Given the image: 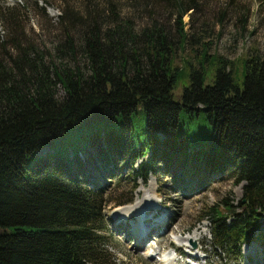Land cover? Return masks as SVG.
Returning a JSON list of instances; mask_svg holds the SVG:
<instances>
[{"label": "trees", "instance_id": "obj_1", "mask_svg": "<svg viewBox=\"0 0 264 264\" xmlns=\"http://www.w3.org/2000/svg\"><path fill=\"white\" fill-rule=\"evenodd\" d=\"M58 1L56 19V0L0 1V264H116L105 211L133 195L95 185L91 150L144 183L163 166L178 165L199 186L228 170L245 183L237 203L208 207L217 254L264 242V54L248 51L240 73L209 52L184 15L199 22L210 0ZM162 13L175 15L177 34ZM201 115L211 122L201 134L195 124L179 130L182 116ZM44 146L52 151L38 153Z\"/></svg>", "mask_w": 264, "mask_h": 264}, {"label": "rangeland", "instance_id": "obj_2", "mask_svg": "<svg viewBox=\"0 0 264 264\" xmlns=\"http://www.w3.org/2000/svg\"><path fill=\"white\" fill-rule=\"evenodd\" d=\"M227 2L229 0H210L202 13L196 15L199 22L195 21L193 24L190 15L192 10H189L184 15L187 23L185 27L189 32L195 30L201 41H207L209 52H216L231 59L232 62L234 61L236 70L242 73L244 57L248 51L256 49L264 54V17L261 18L264 15V6H261L260 0ZM59 4L60 2L56 0L48 5V12L54 16V19L60 12ZM247 7L251 14L248 24L243 26V22L238 17ZM223 11H226L225 15ZM222 15L223 18L220 19L219 16L222 17ZM162 16H165L166 21H170L174 34H177L175 15L170 17L162 13ZM29 17V24L36 32H39V36L46 39V44L50 46L51 37L40 28L41 16L31 14ZM202 20L203 22L200 23ZM4 33L5 30L0 24V37H3ZM189 48L180 49L179 56H186V52H190ZM180 60L183 62L184 58H179L178 61ZM206 67L208 73L212 74L213 61ZM187 80L183 74L176 82L175 96L177 98ZM58 94L60 96L64 94L63 87L58 86ZM210 123V120H206L203 115L197 116L192 122L188 117L182 116L179 130L189 131V126L195 124L201 134ZM199 136L207 141L210 139L203 134ZM48 150L52 151L50 147L44 146L38 150V153L45 154ZM91 155L96 159L92 165L87 164V172L96 186H102L112 197L133 195L132 202H126L124 205L113 201L105 211L108 226L107 247L116 264H264V242L260 241L243 244L241 251L243 255L217 254L219 248L215 247L211 235L208 207L222 202L225 197L237 203L243 196L245 183L237 182L228 170L223 171L222 175L210 178L204 186H199L198 178L185 175V172L180 173V169L173 170L178 165L163 166L158 174H151L147 183H144L142 177L135 180L132 170L124 163L120 162L111 167V165H104L101 159H97L94 150H91ZM83 156L88 158L86 155ZM133 184L138 186L132 189ZM136 205L140 209H135ZM145 208L147 212L153 213L155 219L147 218L151 221V226L148 225L151 230L146 232L149 237L145 235L149 242L139 246V242L136 241L138 235L136 230L139 228L140 221L136 219H139L140 213L143 214L141 211ZM262 228L264 229V222ZM191 235H194L193 242L187 239ZM188 243L191 246H187ZM177 246H181L183 250L182 255L179 254L178 257L173 252V247L177 248ZM152 249L156 252L154 256L151 255ZM188 250L198 256L196 260L185 255L189 252ZM163 251L167 252L163 254ZM220 252H222L221 249H219ZM161 254H163L162 257H160ZM164 255L172 256V259L166 262Z\"/></svg>", "mask_w": 264, "mask_h": 264}, {"label": "bare ground", "instance_id": "obj_3", "mask_svg": "<svg viewBox=\"0 0 264 264\" xmlns=\"http://www.w3.org/2000/svg\"><path fill=\"white\" fill-rule=\"evenodd\" d=\"M148 205V204H147ZM148 206H150V205H148ZM138 207V205H136V208L135 209H140V208H137ZM143 208H144V206H143ZM148 213V215H147V217L145 218V222L143 223V225L142 226H140L139 225V228H137V230H136V232L138 233V235H137V239H136V241H138L139 242V246H142L143 244H147V242H149L148 240H146L149 236L147 235V231H149V230H151V228H149V226H151V221L150 220H147V218H151V219H153V218H155V216L152 214V215H150L149 214V212H147ZM141 214V213H140ZM144 214V213H143ZM142 214V215H143ZM139 218H140V215H139ZM162 218V217H161ZM136 220H138V219H136ZM164 221V220H163ZM159 223H161V221H159ZM119 224H120V222H119ZM118 224V225H119ZM149 225V226H148ZM149 228V229H148ZM145 235H147V238H146V236ZM150 235H151V233H150ZM192 236H194V235H191V237L189 236L187 239L188 240H191V242H193V237ZM188 246H190V244L188 243L187 244ZM179 252H181V249H182V247L181 246H177V248H176ZM152 256H154L153 255V253L151 254ZM186 255V254H185ZM188 256H191V257H193L195 260L197 259V255H194V253H190V254H188ZM164 259H166V262L167 261H170L169 259H172V256L171 257H169L168 255H164V257H163ZM177 261H179V260H177ZM168 264V263H167Z\"/></svg>", "mask_w": 264, "mask_h": 264}]
</instances>
